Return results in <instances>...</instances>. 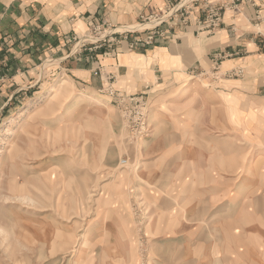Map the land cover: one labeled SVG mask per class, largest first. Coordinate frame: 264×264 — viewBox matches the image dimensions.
Returning a JSON list of instances; mask_svg holds the SVG:
<instances>
[{
  "label": "rangeland",
  "instance_id": "obj_1",
  "mask_svg": "<svg viewBox=\"0 0 264 264\" xmlns=\"http://www.w3.org/2000/svg\"><path fill=\"white\" fill-rule=\"evenodd\" d=\"M11 1L0 0V264H212L197 256L187 258V249L195 247L196 255L202 254L197 249L205 238L216 239L215 229L225 232L227 226L216 221L206 226L207 214L204 221L195 219L193 226L184 219L182 224L196 233L189 243L184 231L176 234L180 228L175 225L195 198L177 205L176 193L183 188L172 176V163L182 161L184 155L164 133L159 138L166 129L156 108L168 105L166 111L175 112L174 97L193 82L218 91L224 78H239L241 72L219 69L232 54L216 51L212 60L200 59L182 72L175 68L163 75L157 70L156 76L147 74L141 89L123 83L122 70L89 66L95 90L74 82L66 72L62 75V50L53 51L59 42L25 24L22 13L33 18L42 11L41 4H35V11L33 0ZM231 1L233 7L242 2ZM168 3L162 13L141 15L140 25H98L86 34L85 27L80 38L67 36L68 45L84 51L86 60L110 54L107 58L112 62H122L125 54L160 45L173 26H190L195 8L206 15L196 35L211 38L227 10L225 3L206 5L200 0ZM16 17L19 22L24 17L22 27ZM156 17L162 20L154 21ZM37 23L42 25L40 17ZM50 51L52 57L47 56ZM63 81L67 83L62 85ZM92 94L104 105L71 108L77 97ZM196 97V105L203 106ZM203 122L199 118L196 123ZM243 148L245 153L249 150ZM248 161L244 156L242 176L247 175ZM144 173L150 177L144 178ZM230 199L232 195L218 196L210 206Z\"/></svg>",
  "mask_w": 264,
  "mask_h": 264
},
{
  "label": "crops",
  "instance_id": "obj_2",
  "mask_svg": "<svg viewBox=\"0 0 264 264\" xmlns=\"http://www.w3.org/2000/svg\"><path fill=\"white\" fill-rule=\"evenodd\" d=\"M33 1L32 9L36 11V5L41 4L42 11L33 18L29 16V12H23L25 24L27 27L35 25L41 29V33L51 35L52 41L55 39V42H59V46L53 51L56 53L62 50V57L59 58L62 62V75L66 72L65 75L74 82L90 84L91 87L87 88L97 89L91 81L90 67L102 65L117 69L118 72L122 70L123 83L141 89L148 79L147 74L156 76L157 70H161L163 75L175 68L182 72L197 65L200 59L212 60V54L216 51L232 54L227 55L230 58L226 57L219 69L224 73L231 70L238 74L241 72L239 78H224L218 91L202 86L199 82L191 83L170 102L171 109L176 113L178 111L180 117L175 112L166 111L168 105L166 108H156L160 123L166 129L160 132L159 138L164 133L167 140L177 148L176 151L184 155L182 161L172 163L175 168L172 176L180 180L183 188L176 193L177 205L183 206L187 200L190 202L192 197L195 198V202L187 206L186 212L181 215V223L173 224L176 230L177 227L180 228L176 234L184 231L187 234L185 242L189 243L196 233L186 225H192L195 219L203 218L204 221L207 214L210 217L206 226L212 221L218 222L221 227L227 226L225 232L221 228L215 229V234H218L216 239H212V236L208 240L205 238L197 249L202 254L196 255L195 247H188L186 257L197 256L202 260H212V264L214 260H218L219 264H224L227 260L226 264H231L229 260L232 259L235 264H264V0H242L240 5L234 7L230 5L231 0H200L201 3L207 2L206 5L227 4L220 30L215 31L211 38L201 39L202 33L196 35L197 28L206 15L200 7L195 8L189 19L190 26H173L167 39L160 45L140 54H125L121 56L122 62H112L107 58L110 54L96 55L91 61L83 59L84 51L76 47L72 49L66 38H80L85 27L86 34L98 25L128 26L133 22L137 23L134 25H140L141 15L162 13L169 0ZM9 7L8 5L4 14ZM39 17L41 26L37 23ZM23 18L19 22L20 18L16 17L21 27L25 21ZM32 30L35 31V28ZM204 34L210 35L209 32ZM77 51L80 54L76 55ZM50 52L47 56L52 57V51ZM103 56H106L105 61ZM64 83L67 81H63L62 85ZM207 93L214 95V98ZM195 96L196 99L200 98L203 106L196 105ZM88 104L93 105L92 107L104 105L92 94L77 97L71 108ZM24 110L33 112V108ZM199 118L204 122L196 123ZM243 146L249 148L246 153ZM164 156L163 154L162 157ZM244 156L249 161L244 166L247 175L242 176L240 169ZM260 156L262 160L258 159ZM154 167L156 179L159 168L157 165ZM143 177L150 176L144 173ZM242 178L244 180L240 181ZM226 195H232V199L210 206L211 199ZM246 198L248 202L243 201ZM237 209L241 212L230 215ZM222 213L224 217L232 219H225ZM218 217L223 218L217 220ZM184 219L188 220L186 225L182 224ZM204 226L201 225L202 228ZM172 239L177 240V235Z\"/></svg>",
  "mask_w": 264,
  "mask_h": 264
},
{
  "label": "built area",
  "instance_id": "obj_3",
  "mask_svg": "<svg viewBox=\"0 0 264 264\" xmlns=\"http://www.w3.org/2000/svg\"><path fill=\"white\" fill-rule=\"evenodd\" d=\"M160 20H162V18H159V17H156L155 19H154V21H160ZM98 32H99V30H97ZM100 41V40H99Z\"/></svg>",
  "mask_w": 264,
  "mask_h": 264
},
{
  "label": "bare ground",
  "instance_id": "obj_4",
  "mask_svg": "<svg viewBox=\"0 0 264 264\" xmlns=\"http://www.w3.org/2000/svg\"><path fill=\"white\" fill-rule=\"evenodd\" d=\"M18 130H19V129L17 128V131H18ZM17 131L14 132V137L17 136Z\"/></svg>",
  "mask_w": 264,
  "mask_h": 264
}]
</instances>
